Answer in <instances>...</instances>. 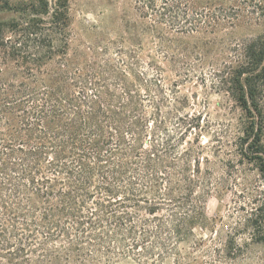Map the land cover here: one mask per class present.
<instances>
[{
    "label": "trees",
    "instance_id": "obj_1",
    "mask_svg": "<svg viewBox=\"0 0 264 264\" xmlns=\"http://www.w3.org/2000/svg\"><path fill=\"white\" fill-rule=\"evenodd\" d=\"M132 5L117 39L73 50L71 0H0L1 11L20 15L0 23L6 264H186L182 246L208 222L212 159L179 82L197 72L198 53L177 42L239 21L243 9ZM238 49L211 87L239 109L238 154L264 181V34ZM255 204L246 222L264 243V190Z\"/></svg>",
    "mask_w": 264,
    "mask_h": 264
},
{
    "label": "rangeland",
    "instance_id": "obj_2",
    "mask_svg": "<svg viewBox=\"0 0 264 264\" xmlns=\"http://www.w3.org/2000/svg\"><path fill=\"white\" fill-rule=\"evenodd\" d=\"M2 1L17 4L30 0ZM200 1L213 9H228L233 15L242 7L243 14L239 21L232 18L212 33L179 37L177 42L181 49L198 53L199 60L194 62L197 72L179 80L180 91L189 99L191 111L201 118V141L211 155L216 188L206 206L208 222L195 231L197 245H183L181 255L186 264H264V243L256 240L259 235L246 222L264 190V181L255 164L238 154L239 109L211 87L213 72L239 56V45L264 34V24L257 21L264 13V0ZM71 16L72 48L76 50L98 40L117 39L123 19L132 21L134 11L132 0H71ZM19 19L17 13L0 10V23ZM165 70L168 78H176L170 66ZM166 264L176 263L172 258Z\"/></svg>",
    "mask_w": 264,
    "mask_h": 264
}]
</instances>
